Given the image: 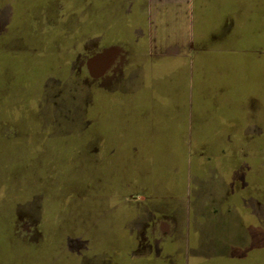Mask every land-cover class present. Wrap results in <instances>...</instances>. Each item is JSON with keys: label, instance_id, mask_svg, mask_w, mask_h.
<instances>
[{"label": "crops", "instance_id": "obj_1", "mask_svg": "<svg viewBox=\"0 0 264 264\" xmlns=\"http://www.w3.org/2000/svg\"><path fill=\"white\" fill-rule=\"evenodd\" d=\"M81 1L98 3L87 27L96 34L89 27L106 16V1L118 2L107 31L118 43L100 52L112 50L103 73L127 59L128 74L97 91V132L80 148L127 177L115 193L133 197L88 222L87 264H264V186L248 184L264 159L239 155L228 184L213 167L222 154L202 165L185 154L196 144L264 148V58L251 52L264 49V0ZM233 33L246 43L232 46Z\"/></svg>", "mask_w": 264, "mask_h": 264}, {"label": "rangeland", "instance_id": "obj_2", "mask_svg": "<svg viewBox=\"0 0 264 264\" xmlns=\"http://www.w3.org/2000/svg\"><path fill=\"white\" fill-rule=\"evenodd\" d=\"M114 4L106 1V16L90 25L96 34L87 32L96 1L84 9L81 0H0V264H87L88 222L108 202L133 199L115 193L128 185L127 177L107 162L93 163L80 148L82 138L97 132V91L118 88L128 74L127 59L114 62L105 80L89 77L84 66L97 47L118 43L107 34ZM256 11L257 3H249V12ZM229 36L232 46L246 43ZM251 52L264 58V49ZM248 147L186 145L185 154L195 165L222 154L226 161L214 158L213 167L229 184L227 169L240 165L239 155L264 159V148ZM97 168L108 175L96 176ZM258 171L249 186H264V168Z\"/></svg>", "mask_w": 264, "mask_h": 264}, {"label": "flooded vegetation", "instance_id": "obj_3", "mask_svg": "<svg viewBox=\"0 0 264 264\" xmlns=\"http://www.w3.org/2000/svg\"><path fill=\"white\" fill-rule=\"evenodd\" d=\"M100 49L99 47H97V51L91 53L90 55H88L84 61V66L87 68V71H88V76L93 78V79H100L102 78L104 75H107L111 69V67L108 69L107 72L103 73V74H96L98 69L100 68V63L99 62H95V61H92L91 59L96 55L98 54L100 51H102L103 49L101 50H98Z\"/></svg>", "mask_w": 264, "mask_h": 264}, {"label": "water", "instance_id": "obj_4", "mask_svg": "<svg viewBox=\"0 0 264 264\" xmlns=\"http://www.w3.org/2000/svg\"><path fill=\"white\" fill-rule=\"evenodd\" d=\"M112 55V50H106L103 52H100L98 54H96L91 60L95 61V62H99L100 63V68L97 71V75L98 74H102L106 68L108 67L110 60H111V56Z\"/></svg>", "mask_w": 264, "mask_h": 264}]
</instances>
